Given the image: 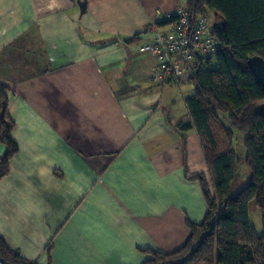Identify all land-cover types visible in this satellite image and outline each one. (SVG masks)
I'll use <instances>...</instances> for the list:
<instances>
[{"label":"crops","instance_id":"crops-1","mask_svg":"<svg viewBox=\"0 0 264 264\" xmlns=\"http://www.w3.org/2000/svg\"><path fill=\"white\" fill-rule=\"evenodd\" d=\"M0 0V83L17 147L0 238L31 264H144L180 249L212 191L185 100L138 53L187 0ZM82 1V0H81ZM7 148L0 143V158Z\"/></svg>","mask_w":264,"mask_h":264},{"label":"trees","instance_id":"trees-1","mask_svg":"<svg viewBox=\"0 0 264 264\" xmlns=\"http://www.w3.org/2000/svg\"><path fill=\"white\" fill-rule=\"evenodd\" d=\"M184 8L192 21L202 12L216 20L213 35L219 47L190 76L195 93L185 104L191 123L182 127L194 129L200 139L212 191L203 176L195 178L207 205L203 221L188 224L190 235L180 249L153 254L144 264H264V118L256 112L264 103V91L247 67L250 57L264 59V0H187ZM175 19L171 16L158 26ZM7 92L0 83V143L7 148L0 158V180L17 151L10 138ZM237 135L244 138L249 178L232 195L240 164L233 149ZM252 201L261 215V235L250 224ZM0 258L4 264H31L9 251L1 238Z\"/></svg>","mask_w":264,"mask_h":264},{"label":"built area","instance_id":"built-area-1","mask_svg":"<svg viewBox=\"0 0 264 264\" xmlns=\"http://www.w3.org/2000/svg\"><path fill=\"white\" fill-rule=\"evenodd\" d=\"M174 16L175 21L164 32L150 25L151 40L140 47L138 53L156 60L150 73L152 83L171 81L179 87L197 65L206 63L216 54L219 44L213 35L209 13L202 12L192 21L185 8L180 7ZM0 264H4L1 258Z\"/></svg>","mask_w":264,"mask_h":264},{"label":"rangeland","instance_id":"rangeland-1","mask_svg":"<svg viewBox=\"0 0 264 264\" xmlns=\"http://www.w3.org/2000/svg\"><path fill=\"white\" fill-rule=\"evenodd\" d=\"M210 20L212 23H215V19L210 15ZM233 149L235 151V154L240 160V164L238 166L237 170V178L232 186V195H235L239 190H241L246 181L249 178V171L244 165V158H245V149H244V138L241 135H237L234 140ZM249 219L250 224L252 227L256 229V232L258 235H261V215L258 210V208L255 205V201H252L250 203L249 208Z\"/></svg>","mask_w":264,"mask_h":264},{"label":"water","instance_id":"water-1","mask_svg":"<svg viewBox=\"0 0 264 264\" xmlns=\"http://www.w3.org/2000/svg\"><path fill=\"white\" fill-rule=\"evenodd\" d=\"M76 3L79 7L80 15H83L87 9V1L78 0ZM247 67L249 68L255 82L264 91V59L259 56L250 57L247 60ZM256 112L260 117L264 118V103L257 106Z\"/></svg>","mask_w":264,"mask_h":264}]
</instances>
